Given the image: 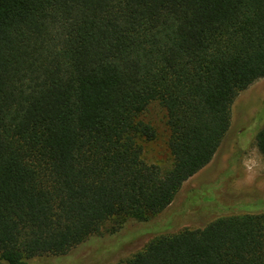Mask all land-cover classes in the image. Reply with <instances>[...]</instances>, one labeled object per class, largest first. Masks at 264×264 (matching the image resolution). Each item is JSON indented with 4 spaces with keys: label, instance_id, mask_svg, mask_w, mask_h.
<instances>
[{
    "label": "trees",
    "instance_id": "obj_1",
    "mask_svg": "<svg viewBox=\"0 0 264 264\" xmlns=\"http://www.w3.org/2000/svg\"><path fill=\"white\" fill-rule=\"evenodd\" d=\"M261 78L264 0H0V264L62 256L110 217L163 211ZM152 102L165 111L166 171L141 157ZM253 139L264 157V125ZM116 264H264V212Z\"/></svg>",
    "mask_w": 264,
    "mask_h": 264
},
{
    "label": "rangeland",
    "instance_id": "obj_2",
    "mask_svg": "<svg viewBox=\"0 0 264 264\" xmlns=\"http://www.w3.org/2000/svg\"><path fill=\"white\" fill-rule=\"evenodd\" d=\"M139 119L155 129L151 141L139 140L142 159L162 171L172 165L167 149L165 111L150 103ZM264 125V78L238 93L230 124L216 154L203 169L185 181L170 204L142 222L133 216H113L92 236L62 256L33 257L36 264H116L144 250L161 237L200 229L221 216L264 212V157L253 135ZM248 141V145H244Z\"/></svg>",
    "mask_w": 264,
    "mask_h": 264
}]
</instances>
